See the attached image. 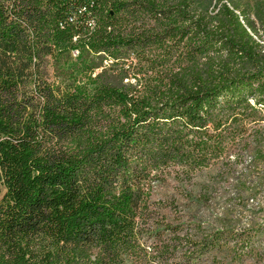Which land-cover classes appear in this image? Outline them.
<instances>
[{
    "label": "trees",
    "instance_id": "16d2710c",
    "mask_svg": "<svg viewBox=\"0 0 264 264\" xmlns=\"http://www.w3.org/2000/svg\"><path fill=\"white\" fill-rule=\"evenodd\" d=\"M240 1L0 0V264L264 257L257 231L160 225L153 198L262 152L264 42Z\"/></svg>",
    "mask_w": 264,
    "mask_h": 264
},
{
    "label": "rangeland",
    "instance_id": "374dc122",
    "mask_svg": "<svg viewBox=\"0 0 264 264\" xmlns=\"http://www.w3.org/2000/svg\"><path fill=\"white\" fill-rule=\"evenodd\" d=\"M240 3L257 22L264 42V0ZM259 150L262 152L247 153L240 160L233 158L229 164L227 158L220 160L190 179L173 172L165 182L156 184L153 198L159 224L166 220L194 235L224 229L228 230L226 240L233 233L253 230L264 244V144ZM4 191L0 177V195ZM124 264L140 263L126 258ZM211 264H264V257L241 258L228 244Z\"/></svg>",
    "mask_w": 264,
    "mask_h": 264
}]
</instances>
